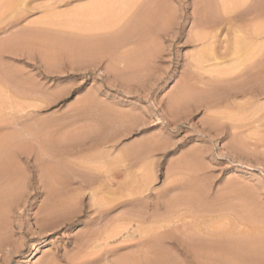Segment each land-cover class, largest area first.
Masks as SVG:
<instances>
[{
    "label": "rangeland",
    "instance_id": "obj_1",
    "mask_svg": "<svg viewBox=\"0 0 264 264\" xmlns=\"http://www.w3.org/2000/svg\"><path fill=\"white\" fill-rule=\"evenodd\" d=\"M13 1L0 0V45H19L0 53V72L28 79L31 93L0 106V264H121L137 239L88 255L80 244L141 197V229L162 234L165 264H205L188 241L206 226L243 244L247 259L228 264H264V0H15L22 18L11 25ZM88 13L110 18L106 29L91 36L100 21ZM236 35L252 56L241 59Z\"/></svg>",
    "mask_w": 264,
    "mask_h": 264
},
{
    "label": "bare ground",
    "instance_id": "obj_2",
    "mask_svg": "<svg viewBox=\"0 0 264 264\" xmlns=\"http://www.w3.org/2000/svg\"><path fill=\"white\" fill-rule=\"evenodd\" d=\"M18 1V0H17ZM21 2H24V1H26V0H20ZM121 1V0H120ZM134 1H136V0H134ZM137 1H139V0H137ZM229 1V0H228ZM245 1V0H244ZM94 2V1H93ZM92 2V3H93ZM98 2H100V1H98ZM104 2H106V4H107V2L109 3V1H104ZM111 2V1H110ZM129 2H131V0L129 1ZM134 3V2H133ZM233 3V2H232ZM17 4V5H16ZM19 4V5H18ZM22 4V3H21ZM25 4V3H24ZM95 4V3H94ZM102 4V3H101ZM136 4V3H135ZM142 4H144V3H142ZM141 4V5H142ZM235 4V3H234ZM6 5V4H5ZM9 6H13L12 8H13V10L11 11V15H10V18L8 19V20H10V22H9V24H11V25H16L19 21H20V19L22 18L21 16V14L19 13L20 12V9H18L17 7H19L20 6V3L18 2V3H15V0L13 1V3L11 2V3H9L8 4ZM85 5V4H84ZM88 5V4H87ZM87 5H85V7L87 6ZM90 5V4H89ZM117 5V4H116ZM233 5V4H232ZM236 5H238V3L236 4ZM240 5V4H239ZM4 6V5H3ZM17 6V7H16ZM23 6V5H22ZM93 6V9H92V11L95 9V6L94 5H92ZM99 6V5H98ZM98 6L96 5V7H97V9H95L94 11L95 12H92V14L95 16V14H98V12H97V10H102V9H99L98 8ZM112 6V5H111ZM130 6V5H129ZM128 6V7H129ZM24 7V6H23ZM101 7V6H100ZM110 7V6H109ZM114 7H115V5H114ZM131 7V6H130ZM129 7V8H130ZM141 7V6H140ZM1 8V7H0ZM79 8V7H78ZM92 8V7H91ZM139 8V7H138ZM137 8V9H138ZM5 8H3L2 10H4ZM6 9H8L7 7H6ZM89 9V8H88ZM105 9H107V7L105 8ZM123 9V8H122ZM125 9V8H124ZM1 10V11H2ZM52 10V9H51ZM51 10L49 11V13L51 12ZM113 10V9H112ZM6 11V10H5ZM87 11V10H86ZM89 11V10H88ZM108 9L106 10V13H108ZM115 10H113V12H114ZM118 11V10H117ZM121 11H124V10H121ZM9 12V11H8ZM53 12V11H52ZM104 12V10L102 11V13ZM77 14H79V13H81V15L80 16H83L82 15V13L83 12H81L80 10H79V13L78 12H76ZM89 13H91L90 11H89ZM88 13V14H89ZM95 13V14H94ZM105 13V12H104ZM115 13V12H114ZM113 13V14H114ZM87 14V16L86 17H88V16H90L89 17V19H92V18H97V17H92L91 15L92 14H89L88 15ZM134 14V13H133ZM7 15V14H6ZM46 15H49V14H46ZM54 15V14H53ZM73 15H75V14H73ZM73 15H71V17H73ZM103 15V14H102ZM102 15H100L97 19L101 22V20L100 19H102L103 17H102ZM105 15V14H104ZM107 15V14H106ZM124 15V14H123ZM125 15H128V14H125ZM124 15V16H125ZM51 16V15H50ZM49 16V17H50ZM55 16V15H54ZM78 16V15H77ZM113 16V15H112ZM115 16V15H114ZM120 16H121V14H120ZM51 17H53V16H51ZM51 17H50V19H51ZM65 17H67V16H65ZM69 17V16H68ZM79 17V16H78ZM85 16H83V17H79V18H82V20H83V18H84ZM129 17V16H128ZM70 18V17H69ZM69 18H67V19H69ZM117 18V17H116ZM116 18H115V20H116ZM66 19V18H65ZM71 19V18H70ZM88 19V20H89ZM104 19H107V21H110V18L108 19L106 16H104ZM104 19H102V20H104ZM112 19V18H111ZM118 19H119V17H118ZM131 19V18H130ZM55 20V19H54ZM86 20H87V18H86ZM47 20H45L44 19V21L43 22H46ZM51 21V20H50ZM85 21V20H84ZM90 21V20H89ZM114 21V20H113ZM39 22H41L40 21V19H39ZM62 22V21H61ZM83 22V21H82ZM93 22V21H92ZM100 22H98V24L97 25H94V26H92V28H90V29H88V31L87 32H91L90 33V35L92 36L93 34H94V32L93 31H96V30H99L100 29V27L102 28V29H106V27L103 25V23H104V21H103V23L101 22V24L103 25H99L100 24ZM128 22H130V20L128 21ZM64 23V22H63ZM4 24V23H3ZM84 24H86V23H84ZM94 24H95V22H94ZM113 24V23H112ZM66 25V24H65ZM68 25V24H67ZM92 25V24H91ZM106 25V24H105ZM127 25V24H126ZM51 26V25H50ZM79 26V25H78ZM125 26V25H124ZM252 26V25H251ZM45 27V26H44ZM84 27H85V25H84ZM105 27V28H104ZM89 28V27H88ZM123 28H125V27H123ZM260 28V27H259ZM30 29V28H29ZM83 29V28H82ZM25 30H26V28H25ZM35 30V29H34ZM44 30H48V29H44ZM120 30V29H119ZM123 30V29H122ZM122 30H120V31H122ZM51 31V30H50ZM259 31V30H258ZM33 32V31H32ZM117 32V31H116ZM238 32V31H237ZM240 32H241V30H240ZM64 33V32H63ZM62 33V34H63ZM93 33V34H92ZM242 33V32H241ZM31 34V33H30ZM33 34V33H32ZM69 34V33H68ZM87 34H89V33H87ZM111 34V33H110ZM113 34H115V33H113ZM26 35H28V34H26ZM37 35V34H36ZM36 35H35V37H36ZM59 35V34H58ZM87 36V37H91V36ZM105 35V34H104ZM104 35H102V36H104ZM106 35H108V34H106ZM76 37H77V35H75ZM97 36V35H96ZM100 36V35H99ZM111 36V35H110ZM217 36V35H216ZM237 36L238 35H236V38H237ZM28 37V36H27ZM26 36H25V38H27ZM78 37H79V35H78ZM77 37V38H78ZM81 37H83V36H81ZM95 37V36H94ZM198 37H200V36H198ZM235 37V36H234ZM239 37V36H238ZM24 38V39H25ZM31 39V37H28L27 39ZM33 38V37H32ZM196 38V37H195ZM201 38V37H200ZM200 38H199V40H200ZM203 38V37H202ZM241 38V37H240ZM240 38H237L238 40H239V42H238V40L236 41V40H234V44H236L235 42H238V44H239V48H237V49H239V53L241 54V49H242V53H243V48H241L242 46H244V43L243 42H241V41H243V39L242 40H240ZM23 39V40H24ZM26 39V40H27ZM197 39V38H196ZM18 39L16 38V40H13L12 42H6V43H2L1 45H0V53L2 52V51H5V50H7L6 48H8V46H9V43H11V44H15V45H13V46H16V42H18L17 41ZM191 40V39H190ZM208 40V39H207ZM10 41V40H9ZM33 41V40H32ZM92 41V40H91ZM21 42H22V40H21ZM27 42V41H26ZM26 42H25V44H26ZM205 42V41H204ZM21 44V43H20ZM28 44V43H27ZM237 44V45H238ZM17 45H19V42H18V44ZM237 45H235V48L237 47ZM255 45V44H254ZM241 46V47H240ZM258 46V45H257ZM13 48H15V47H13ZM12 48V49H13ZM234 48V49H235ZM251 48H253V46L251 47ZM252 50H255V47H254V49H251L250 51H251V53H252ZM10 51V50H9ZM250 51H247V52H245V53H247V55H244V53H243V57H241V59L242 58H248V57H250V56H252L251 55V53H250ZM256 51V50H255ZM254 51V52H255ZM7 52V51H6ZM16 51H14V53H15ZM25 52V51H24ZM259 52V51H258ZM202 53V52H201ZM206 53H207V51H206ZM238 53V54H239ZM250 53V54H249ZM2 54V53H1ZM211 54V53H210ZM212 55V54H211ZM250 55V56H249ZM206 56H209V52L207 53V55ZM241 55H239V57H240ZM202 57H205L204 55L202 56ZM235 57V56H234ZM203 60H205L206 58H202ZM240 59V58H239ZM251 59H253V58H251ZM213 60H214V58H213ZM248 60V59H247ZM114 61V60H113ZM215 61V60H214ZM219 61V60H218ZM245 61V60H244ZM253 61H254V59H253ZM118 62V61H117ZM252 62V61H251ZM237 63V62H236ZM243 63V62H242ZM234 64H235V62H234ZM239 64V63H238ZM238 64H237V69H238ZM236 65V64H235ZM240 65V64H239ZM226 66V65H225ZM199 67H200V65H199ZM228 67V66H227ZM248 67V66H247ZM2 68V67H1ZM208 68V67H207ZM211 68H213V67H211ZM220 68V67H219ZM230 68V67H229ZM236 68V67H235ZM250 68V67H249ZM254 68V67H253ZM217 69V68H216ZM219 70V69H218ZM226 71V70H225ZM243 71V70H242ZM227 72V71H226ZM234 72H235V70H234ZM239 72V71H238ZM8 73V72H7ZM195 73V72H194ZM244 73V72H243ZM242 73V74H243ZM253 73V72H252ZM217 74V73H216ZM231 74H232V72H231ZM247 74V73H246ZM248 75V74H247ZM244 76V75H243ZM223 77V76H222ZM256 79V78H255ZM217 80H219V79H217ZM225 81V80H224ZM256 82V80L254 81V83ZM29 83V80L28 79H26V78H22V77H20V76H18V75H16V74H5V73H2V72H0V106H8V105H10V106H8L6 109H9V107H10V109L9 110H12L13 108H12V106H11V104H13L17 99H21L23 96H24V98L26 97H28L29 98V93H31L30 92V89H25L24 88V86L25 85H29L28 84ZM247 83V82H246ZM251 84V83H250ZM260 84V83H259ZM242 86V85H241ZM255 86V85H254ZM250 87V86H249ZM252 88H255V87H251V89ZM245 89V88H244ZM248 90H250V89H248ZM252 91V90H251ZM257 91V90H256ZM28 92V93H27ZM261 92H263L262 90H261ZM33 93H34V91H33ZM259 93V92H258ZM27 94V95H26ZM254 94H256V93H254ZM259 94H261V93H259ZM263 94H264V92H263ZM26 95V96H25ZM211 95V94H210ZM261 97V96H260ZM259 97V98H260ZM31 98V97H30ZM20 101V100H19ZM22 101V100H21ZM18 103V102H17ZM16 103V104H17ZM15 104V103H14ZM15 104V105H16ZM12 108V109H11ZM18 107H16L15 108V110L17 109ZM4 109V108H3ZM3 109H0V110H3ZM8 110V111H9ZM257 111V114L259 115V113H258V111L259 110H256ZM262 111H263V109H262ZM262 111H261V113H262ZM14 112V111H13ZM1 114V113H0ZM11 114V113H10ZM256 114V113H255ZM256 114V116H258ZM263 114V113H262ZM251 115V114H250ZM15 116V115H14ZM13 116V117H14ZM255 116V115H254ZM253 116V117H254ZM255 116V117H256ZM262 116V115H261ZM254 117V118H255ZM243 118V117H242ZM15 119V118H14ZM251 119V118H250ZM249 119V120H250ZM260 120V119H259ZM258 120V121H259ZM247 121V120H246ZM257 120H255V122H256ZM246 123V122H245ZM244 123V124H245ZM252 124V123H251ZM20 125V124H19ZM30 126V125H29ZM30 128V127H29ZM34 131V130H33ZM29 132V131H28ZM40 132V131H39ZM38 132V133H39ZM27 133V132H26ZM30 133V132H29ZM249 133V132H248ZM18 134V133H17ZM32 134V133H31ZM30 134V135H31ZM35 133H33V135H34ZM250 135V134H249ZM34 136H36V134L34 135ZM19 138V137H18ZM29 138V137H28ZM13 140V139H12ZM39 140V139H38ZM62 140V139H61ZM241 140H242V138H241ZM245 140V139H244ZM8 141V140H7ZM127 154V153H126ZM127 158V157H126ZM124 159V156H121L120 158H119V160L120 161H122ZM117 159H114V158H112V156L109 154L108 156H106V158H104V163L105 164H107V165H110L111 166V164L112 163H114V161H116ZM103 163V162H102ZM125 164V163H124ZM128 165V164H127ZM1 166V165H0ZM2 168H3V166H2ZM46 168H48V167H46ZM41 169V168H40ZM45 169V168H44ZM0 170H4V168L3 169H0ZM88 169H86V171H87ZM102 171V170H101ZM14 172V171H13ZM41 172H43V171H41ZM49 172V171H48ZM176 172V171H175ZM10 173V172H9ZM102 174V175H101ZM13 175V174H12ZM99 175V174H98ZM97 175V176H98ZM146 175V174H145ZM6 176H8V175H6ZM5 176V177H6ZM22 176V175H21ZM99 176H105V178L107 177V179H108V181L109 182H111L110 180H109V177H112V178H114L113 177V172L112 171H107V172H104V173H100V175ZM15 177V176H14ZM20 177V176H19ZM56 177V176H55ZM78 177V176H77ZM17 178V177H16ZM94 178V177H93ZM12 179V178H11ZM10 179V180H11ZM18 179H20V178H18ZM111 179V178H110ZM15 180H17V179H15ZM56 180H58V179H56ZM87 180V179H86ZM112 180V179H111ZM4 181H5V179H4ZM14 180L12 179V182H13ZM59 181V180H58ZM113 181V180H112ZM139 181V180H138ZM15 182V181H14ZM57 183V182H56ZM83 183H85V181H83L82 182V184ZM113 183V182H112ZM45 184H46V186L49 184V182L48 183H46L45 182ZM59 184V183H58ZM90 184V183H89ZM99 184V183H98ZM136 184H138V183H136ZM135 184V185H136ZM13 185H14V183H13ZM111 185V184H110ZM21 186V185H20ZM44 186V185H43ZM52 186V185H51ZM50 186V187H51ZM82 186V185H81ZM113 186V185H112ZM8 187V186H7ZM6 187V188H7ZM48 187V186H47ZM50 187H48V188H50ZM54 187V186H53ZM98 187H101V189L102 188H105V189H107V188H109L108 187V183H107V185L104 183H102L100 186H98ZM20 188V187H19ZM44 188V187H43ZM10 189V188H9ZM53 190V188H50V191H52ZM100 189V188H99ZM100 189V190H101ZM134 189H135V187H134ZM133 189V190H134ZM96 190V189H95ZM21 191H22V189H21ZM92 191V190H91ZM1 192H2V190H1ZM121 192V191H120ZM131 193V192H130ZM144 193V192H143ZM142 193V194H143ZM17 194V193H16ZM25 194V193H24ZM92 195H94V194H92ZM137 195V194H136ZM140 195V194H139ZM138 195V196H139ZM144 195V194H143ZM54 196V195H53ZM128 196H130V195H128ZM127 196V197H128ZM133 196H134V194H133ZM20 197V196H19ZM94 197H95V195H94ZM111 197V196H110ZM126 196L124 195L123 196V198H125ZM149 198H150V196H148ZM22 198V197H21ZM26 198H28V197H26ZM100 198V197H99ZM147 198V197H146ZM4 199V198H3ZM17 199V198H16ZM94 199V198H93ZM109 199V198H108ZM111 199H113V198H111ZM148 199V198H147ZM20 200V199H19ZM21 200H23V199H21ZM57 200V199H56ZM71 200V199H70ZM73 200V199H72ZM99 200V199H98ZM103 199L101 198L100 199V201H102ZM106 200V198H104V201ZM125 200V199H124ZM146 200V199H145ZM2 201V200H1ZM55 201V200H54ZM96 201V200H95ZM107 202H109L108 200H106ZM116 200H114V202H115ZM120 201V200H119ZM144 202H146V201H144V197L142 198H139V199H133V200H131V199H129V200H127L126 202H124V203H122V204H124V206H126V212L125 213H123V214H125V215H123V217H121L120 219H119V222L117 223V221L114 223L113 222V224H112V222H111V224L109 223V224H107L108 222H106V224L107 225H110V227L109 228H107V229H105V231L104 232H102V233H100V234H97V235H95L94 236V234H95V232H94V234L91 236V235H89V236H86V239H84L83 240V242L80 244V246H81V248L84 250V255H88L89 253H90V249L91 250H94V248H97V247H100V246H102V245H108V246H111V245H113V244H121V245H127L128 243H130L131 241H132V239L134 238L137 242L133 245V246H136L137 248H138V251L136 252V253H134V254H132V255H130V256H128V257H126V258H123V260H121V264H165V261H164V256H163V253H162V251L160 250V248H159V245H160V242H161V237H162V234H158V233H156V231H155V233H152V232H148V231H145V230H142L141 229V225H143V224H145L146 223V220L148 219H146V217H145V212L146 211H144V207H145V203ZM8 203V202H7ZM58 203V202H57ZM61 203V202H60ZM148 203V202H147ZM103 204V203H102ZM107 204V203H106ZM106 204L105 205H96L95 207H96V211H94L97 215H98V217H99V219H102V217H104L105 215H108L109 213H110V211H111V207H110V204H107V207H105L106 206ZM186 204V203H185ZM5 205V204H4ZM55 206H56V203L54 204ZM158 205V204H157ZM174 205V204H173ZM178 205V204H177ZM64 206V205H63ZM62 206V207H63ZM159 206V205H158ZM175 206V205H174ZM174 206H172L173 208H178V206L177 207H174ZM182 206H184V205H182ZM182 206H180V207H182ZM188 206V205H187ZM57 207V206H56ZM93 207H94V205H93ZM147 207H149L148 205H147ZM153 207H154V205H153ZM186 207V206H185ZM184 207V208H185ZM152 208V207H151ZM57 209V208H56ZM149 208H147V210H148ZM155 209H156V205H155ZM158 209V208H157ZM182 209V208H181ZM186 209V208H185ZM146 210V209H145ZM150 210V209H149ZM174 210V209H173ZM192 210V209H191ZM194 210V209H193ZM48 212H46L45 211V213H48V217H51V218H53V217H55L56 215H57V212L54 210V206H52L51 205V207L50 208H48V210H47ZM144 211V212H143ZM168 212V211H167ZM149 213V212H148ZM191 213V212H190ZM194 213V212H193ZM147 214V213H146ZM198 214V213H197ZM148 215V214H147ZM191 215V214H190ZM194 215V214H193ZM202 215H205V214H202ZM219 215V214H218ZM71 216H73V218L75 217V218H77V216H78V212H74V213H72V215ZM171 216V215H170ZM197 216H199V215H197ZM197 216H196V218H197ZM150 217V216H149ZM212 217H213V215H212ZM60 218H62V217H60ZM59 218V219H60ZM65 218V217H64ZM202 218V217H201ZM66 219V218H65ZM65 219L63 220V221H65ZM151 219V218H150ZM220 219V218H219ZM56 220V219H55ZM69 220H71V218L69 219ZM193 220H194V218H193ZM197 220V219H196ZM52 221H54V218H53V220ZM57 221H59V220H57ZM56 221V222H57ZM67 221V220H66ZM108 221V220H107ZM114 221V220H113ZM148 221V220H147ZM149 221H151V220H149ZM46 222V221H45ZM50 222V220L48 221V223ZM192 221H190V223H191ZM217 222V221H216ZM150 223V222H149ZM153 224H154V219H153V222H152ZM151 223V224H152ZM156 223V222H155ZM160 223V222H159ZM171 223V222H170ZM198 223V222H197ZM157 224H158V222H157ZM188 224H189V222H188ZM204 224V223H203ZM213 224V223H212ZM241 224H242V222H241ZM54 225H56V223L55 224H53L52 226H54ZM184 225V224H183ZM182 225V226H183ZM187 225V224H186ZM191 225V224H190ZM195 225H197V224H195ZM201 225V224H200ZM57 226V225H56ZM158 227H160L161 225L159 224V225H157ZM181 226V227H182ZM150 227H151V225H150ZM187 227V226H186ZM185 226H184V228H186ZM207 227V226H206ZM206 227H204V228H206ZM152 228V227H151ZM154 228H156V224H155V227ZM177 228V227H176ZM183 228V227H182ZM190 227H188V228H186V230L188 229V231H190V232H192L193 231V229H192V227H191V229H189ZM204 228H202V229H200V228H198V229H200L199 231L197 230V232L199 233V234H195V235H191L190 234V232H188L191 236H192V238L191 239H189V238H187V239H189V247H190V249H192L194 252H196V253H199V255H200V257L203 259V261L205 262V264H210V262H212V261H218V262H221V263H227L228 264V262H233L234 261V263H235V261H237V263H242V262H244L246 259H247V257H248V253H246L245 251H244V248L243 247H240L241 245H243V244H241V245H239L238 243H232V242H228V241H225L224 240V233H219V232H215V233H212L211 232V229H210V232L209 231H207L206 229H204ZM209 227H207V229H208ZM157 229V228H156ZM173 229V228H172ZM178 229V228H177ZM214 229H215V227H214ZM55 230V229H54ZM155 230V229H154ZM178 230H180V227H179V229ZM186 230H182V231H186ZM196 230L194 231V232H196ZM205 230V231H204ZM233 230V229H232ZM209 232V233H207V232ZM219 231V230H218ZM234 231V230H233ZM236 231V230H235ZM98 232V231H97ZM99 232H101V230L99 231ZM201 232H205V233H203V234H200ZM150 233V234H149ZM180 233V232H179ZM185 234V232H182L181 234ZM188 233L186 234V236L188 237ZM238 234V233H237ZM237 234H233V236L234 235H236V236H238ZM134 236H136V237H134ZM182 236H184L185 237V235H182ZM227 236H229V235H227ZM232 236V235H231ZM186 238V237H185ZM233 238V237H232ZM238 238V237H237ZM184 239V238H183ZM182 241V240H181ZM235 241V240H234ZM134 242V241H133ZM237 242H240V241H237ZM182 243H183V241H182ZM162 244V243H161ZM48 244H47V239H44L43 241H41L40 243H38V244H36V245H34L33 246V251H31L32 253H31V256L30 257H32V260L33 259H36V257L38 256V253L39 252H41L43 249H44V247H46ZM183 245V244H182ZM187 245V244H186ZM118 246V245H117ZM123 247V246H122ZM121 247V248H122ZM135 248V247H134ZM98 249H100V248H98ZM97 249V250H98ZM116 249L117 248H115V249H111L110 251H108L107 252V255H109V254H114L115 252H116ZM120 249V248H119ZM89 250V252H87ZM100 251V250H99ZM119 251V250H118ZM94 252V251H93ZM95 252H96V250H95ZM86 253V254H85ZM98 253V252H97ZM117 253V252H116ZM196 257V256H195ZM198 258V257H197ZM201 260V259H200ZM230 260V261H229ZM168 261V260H167ZM169 262V261H168ZM167 262V263H168ZM213 263V262H212ZM120 264V263H119Z\"/></svg>",
    "mask_w": 264,
    "mask_h": 264
}]
</instances>
